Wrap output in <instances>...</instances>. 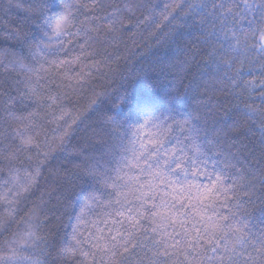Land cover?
<instances>
[{"label":"trees","instance_id":"16d2710c","mask_svg":"<svg viewBox=\"0 0 264 264\" xmlns=\"http://www.w3.org/2000/svg\"><path fill=\"white\" fill-rule=\"evenodd\" d=\"M254 2L244 12L243 0H0V264H199L184 235L197 229L202 257L213 255L209 239L217 258L231 249L235 236L204 235L197 212H211H168V189L129 180L138 171L124 167L130 141L157 136L155 120L138 131L157 113L194 129L173 126L167 147L191 156V136L225 184L238 186L216 217L264 231V131L245 108L264 109V51L244 40L264 14V0ZM220 3L238 7H213ZM65 6L73 27L56 37L44 18ZM117 114L122 127L110 119ZM236 251L238 264L264 261L247 243Z\"/></svg>","mask_w":264,"mask_h":264},{"label":"snow or ice","instance_id":"6c2138e0","mask_svg":"<svg viewBox=\"0 0 264 264\" xmlns=\"http://www.w3.org/2000/svg\"><path fill=\"white\" fill-rule=\"evenodd\" d=\"M101 5H98V7ZM137 5L130 2L126 7L128 10L136 7ZM69 6L61 12H54L51 16H46L44 18V26L47 29H51L52 33L56 37L67 36L70 29L73 27L72 20L67 11ZM213 7L225 8L227 12H231L232 8L238 7L237 5H232L231 7H226L225 3L214 4ZM258 5L250 0H243V10L255 12ZM259 7L264 8V5H259ZM169 8L168 5L165 6V10ZM116 14H119V10H116ZM171 15V13H169ZM168 19V16H165ZM255 26L253 27V22H249V32L244 34V40L248 39L257 40L258 43L254 44L253 47L259 51H264V14L260 16H254ZM108 31L114 32L116 28L114 24L108 26ZM236 37V33L232 34ZM239 38L236 39V44H240ZM62 44V42H61ZM229 61H224L228 63ZM235 83V80L232 81ZM264 95V93H261ZM245 108L249 113V119L259 118L261 124V131H264V109L256 107L251 104H246ZM145 112H155L153 106L145 104ZM122 114H117L115 117H110V119L118 127H122L120 117ZM177 114H169L164 116L163 113H157L151 119H144L143 124L138 126L142 129L144 126L152 123L153 120L158 121V123L153 124V127L157 128L158 134L155 138L148 140L146 143L140 141L137 144L136 140H131L132 144V155L127 158V163L124 167L138 170L137 174L129 176V180L140 184L141 179L146 181V185H141V187H147L149 191L168 189L160 199V207L166 208L168 212H172L176 209L177 204L180 205V209L186 206H191L193 209H202L203 213L211 212L213 215L204 216L201 212H197L198 216H201L202 220L206 219L207 224L205 225L204 235L211 234L216 236L223 233L224 235L235 236L233 242V247L231 249H226L224 253L221 254L219 258L215 256V253L219 251V245L216 240L209 239L208 245L211 247L212 256H201V253L197 251V246L199 244L200 248H204L203 244L200 243L202 237L199 229L196 230V236H189L188 233L184 235L188 238L186 242V249L189 254H194L199 257V264H205V260L208 264H216L217 259H219V264H225V257L230 262V264H238V259L242 255L236 251V245L249 244L254 251L258 253L259 256L264 257V231H262L258 236L247 230V225L243 224V221L239 223L241 227H237L235 224L228 223L230 217L219 216L216 217V209L218 206L227 207L225 201L229 199H235V193L237 192V185L233 183L232 185L225 184V177L223 175V170H216L214 166H210L208 161L209 157L205 154L202 146L195 142L191 136L186 137V139L192 142L187 145L191 150L192 155L189 156L183 148L177 149L175 146L169 148L167 147L168 134L172 131V127L176 126L182 130L194 131L191 127V121L189 119L177 120L175 118ZM171 120L172 125L166 127L167 122ZM124 123H127L125 120ZM135 135V134H134ZM179 151V155L177 152ZM38 174V173H37ZM190 177V179H189ZM204 177V183L200 182V178ZM233 193L232 197L228 196V193ZM187 200L188 205L182 203V201ZM156 207V205H154ZM129 212L136 211L139 213V209H128ZM153 217L161 216L160 212H151ZM119 215H124L123 212ZM132 221V226H135L138 221H135L134 217H130ZM155 231V229H153ZM179 235V234H178ZM157 244L162 243V241L154 242ZM180 241H177V245ZM215 245V246H213ZM259 245V247H257ZM175 246V245H174ZM135 247V246H134ZM208 249L204 248L206 252ZM129 251L125 247V252ZM229 252L231 253L229 255ZM167 255V253H164ZM159 256L160 253H155ZM141 264H143V258L138 257ZM149 264H157L156 260H150ZM186 264H192L191 261H186ZM244 264H253L252 258L249 257L244 261ZM264 264V261L261 262Z\"/></svg>","mask_w":264,"mask_h":264}]
</instances>
